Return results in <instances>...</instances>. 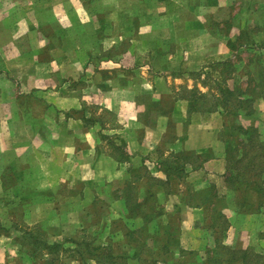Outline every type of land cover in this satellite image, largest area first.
I'll use <instances>...</instances> for the list:
<instances>
[{
    "label": "rangeland",
    "instance_id": "obj_1",
    "mask_svg": "<svg viewBox=\"0 0 264 264\" xmlns=\"http://www.w3.org/2000/svg\"><path fill=\"white\" fill-rule=\"evenodd\" d=\"M0 35L7 67L10 69L9 61L14 60L19 76L28 69L27 64L33 63L34 56L39 62L55 59L54 66L37 67L36 72L56 71L58 82L64 79L60 78L61 59L87 66L90 72L97 65L107 69L114 63L116 74L128 75L136 86L143 82L147 89H154V82L158 81V93L139 92L143 105L155 103L147 114L150 119L156 108H167L172 98L194 86L208 93L204 108L213 107L222 81L235 91V97L240 98V92L248 89L246 94L254 99V112L250 116L236 114L230 119L242 127H257L259 140L264 141V0H0ZM13 46L20 55L17 49L13 54L8 51ZM29 55V59L25 57ZM18 56L21 58L17 62ZM76 71L78 65L67 70ZM68 79L69 91L85 88L70 76ZM158 97L161 100L152 102ZM74 103L67 102V107ZM57 105L63 108L61 102ZM34 106L41 109L38 104ZM227 108L229 113L235 111L231 105ZM112 116L105 113L102 119L119 128ZM45 134L38 132L40 141ZM101 136L100 142L104 143L106 136ZM39 140L35 141L37 146ZM22 152L17 151L20 155ZM113 152L117 159L123 158ZM67 155L63 161L55 160L51 167L43 159L37 160L41 166H28L11 161V154L0 155V264H49L50 257L31 256L33 239L47 244L63 243L73 249V244L65 243V239L79 241L85 233L97 234L101 222L106 225L105 231L108 224L114 229H123L126 224L130 229V220L126 221L120 208L110 204L112 188L121 183L104 182L102 188L106 190L93 189L87 196L82 183L72 182L80 175L79 159H71V149ZM217 188L226 193L224 179L217 180ZM224 204L221 211L230 220L228 231L219 233L209 227L211 206L194 215V224L185 222L186 230L178 234L179 245L197 253L193 263L186 264H201L215 239L236 250L264 256V211L257 215L235 214L230 201L224 199ZM174 219L172 222L178 226L180 222H176L177 217ZM134 238L144 239L139 235ZM64 246L59 247V259L51 264H96L91 258L79 260L81 254L68 247L66 251ZM148 246H153L152 240ZM176 256L174 253L171 258Z\"/></svg>",
    "mask_w": 264,
    "mask_h": 264
},
{
    "label": "crops",
    "instance_id": "obj_2",
    "mask_svg": "<svg viewBox=\"0 0 264 264\" xmlns=\"http://www.w3.org/2000/svg\"><path fill=\"white\" fill-rule=\"evenodd\" d=\"M0 38L2 39L1 35ZM4 49L0 45L2 157H9L8 154H11V161L28 166H41L37 160L43 159L44 163L51 167L55 165V160L66 159L68 149H71L70 157L79 159L77 167L81 169L80 175L74 177L72 182L82 183L87 196L93 189L106 190L107 188H102L104 182L118 181V184L123 185L124 180L134 181L139 202L150 194L155 198L150 200L153 199L154 208H157L154 212L159 214L158 222L165 225L173 217H177L176 222H180L179 235L186 230L185 222L194 224V215L209 208L208 205H204V208L189 207L183 197L189 192L204 189L209 184H214L215 190H219L217 180L223 179L224 151L227 147L220 134L227 124L232 122L224 117L219 109L212 112L200 111L193 105L188 106L187 101H175L172 98L167 108H156L155 116L150 119L147 114L153 110L155 103L143 105L139 92L145 90L158 93V81L154 82L155 90L153 87L147 89L142 86L143 82L136 86L128 75L116 74L113 66L115 64L110 61L107 63L112 64V67L102 69L97 65V69L90 72L86 69L87 66L61 59L60 78L63 76L64 79L58 82L55 79L56 71L42 74L36 72L37 67L54 66L55 59L39 62L34 56L33 63L31 62L30 66L27 64L28 69L19 76L14 60L9 61L11 67L8 69ZM14 49L16 51L17 47H9L8 51L13 54ZM17 52L20 55L18 49ZM31 53L34 55L33 51ZM30 56L25 57L29 59ZM20 58L18 56L17 62ZM73 65H78L79 71L68 73L67 70H72ZM69 76L77 83L84 84L85 88L77 92L69 91ZM159 97L152 102L161 100ZM153 98H156L155 94ZM69 101L75 103L68 108ZM57 102H61L63 108L57 105ZM36 104L41 107L40 110L35 109ZM105 113L113 114L111 118L119 128L110 125L111 122L105 124L102 119V114ZM15 115L21 116V119ZM56 115L59 116L56 118ZM39 131L46 133L41 138L44 143L37 136ZM101 135L106 136L104 143L100 142ZM37 140L40 141L39 146L35 143ZM18 150H23L22 155L17 153ZM111 151H116L123 158L117 159ZM186 153L188 157L180 174L165 170V162L168 165L173 164L167 161V158L170 160ZM206 155H212V158L202 161ZM1 177L0 172V181ZM121 185L112 188L113 198L110 204L119 207L123 215L125 205L124 197L120 193ZM218 193L224 194L220 190ZM146 212L144 207L136 210L137 215L130 221L131 224L137 228L141 227ZM180 213L182 217L179 216L178 219ZM221 214L228 223V231L230 220L226 217V212L224 214L221 211ZM99 226L105 231L104 222ZM112 229L113 226L108 224L106 235L112 232ZM222 244L231 247L228 243Z\"/></svg>",
    "mask_w": 264,
    "mask_h": 264
},
{
    "label": "trees",
    "instance_id": "obj_3",
    "mask_svg": "<svg viewBox=\"0 0 264 264\" xmlns=\"http://www.w3.org/2000/svg\"><path fill=\"white\" fill-rule=\"evenodd\" d=\"M229 48L232 49L230 46ZM236 90L238 91V89ZM218 91L219 96L213 101L212 108L202 106L207 101L208 93H201L196 88L187 90L185 94L175 97L174 100L187 101L188 106L193 105L200 111L212 112L221 109V114L224 117H229V119L236 114L238 116H250L254 112L252 109L254 99L251 95L246 94L248 89L240 92V98L235 97V91L226 87L222 81V85H218ZM262 91H259V95H262ZM227 105L233 106L235 113H229ZM231 121L220 134V138H224L227 145L224 151L225 171L222 175L226 193L219 195L214 184H209L204 189L189 192L186 197H183L185 204L192 208H204V205L211 206L210 218L212 222L209 227L213 228L214 231H219V233L225 231L228 226L221 214V210L225 207V204L222 205L224 199L230 201L236 214L257 215L264 211L262 209L264 201V141L259 140L260 135L257 133V127H242L233 120ZM187 157L188 153L177 155L170 160L167 158V161L173 164L168 165L165 162V170L167 172L172 170L176 174H180ZM208 158H212V155H206L202 161ZM133 184L134 181H124L120 193L124 197L126 219L130 215L128 220H134L137 215L135 211L141 207L147 210L141 227L137 228L132 224L128 229L125 224L126 227L124 226L123 229H112V232L107 235L103 228H99L97 234L85 233L79 241L65 239V243L73 244V249L66 245L65 247L63 243L47 244L45 241L37 242L33 239L32 246L34 249L31 256L50 257L49 264H51V262L59 259V247L62 245L66 251H68V247L72 252L81 254L79 260L86 261V258H91L96 264H125L128 261H134L136 264H159V261H162V264H186V261L193 263L197 253L186 251L180 247L179 228L177 224L172 222L174 217L165 225L158 222L159 214L154 212L157 209L154 208L153 204L155 198L149 193L150 195L140 199L139 202ZM150 198L153 199L150 200ZM118 222H121V219ZM38 234L42 235L43 233L38 232ZM29 235L33 236L30 233ZM134 235L142 236L144 239L142 241L136 240ZM157 238L162 240L157 242ZM150 240L153 241V246H148ZM174 253L177 256L173 260L171 257ZM205 255L207 256L204 257L205 260L201 264H264V261L261 262L264 256L252 253L250 250H236L233 247L224 246L219 239H215L214 245L206 251Z\"/></svg>",
    "mask_w": 264,
    "mask_h": 264
}]
</instances>
